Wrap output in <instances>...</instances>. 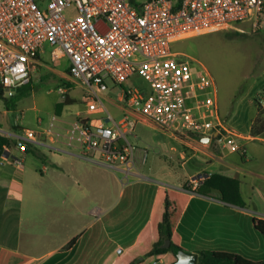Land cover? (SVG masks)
Instances as JSON below:
<instances>
[{
	"label": "crops",
	"instance_id": "obj_1",
	"mask_svg": "<svg viewBox=\"0 0 264 264\" xmlns=\"http://www.w3.org/2000/svg\"><path fill=\"white\" fill-rule=\"evenodd\" d=\"M63 62L66 66L60 72L57 66ZM69 66L67 57L53 63L51 47L46 46L31 67V84L18 88L14 97L30 90L26 96H35L34 109H50L53 117L57 115L52 105L56 107L64 100L47 99V93H41L35 74L40 69L42 82L69 87V104L74 102L70 96L73 88L81 90L83 102V90L71 82ZM54 92L51 88L50 94ZM255 96L264 108V69L249 80L246 92L233 105L230 119L224 122L240 135L244 155L222 149L210 137L185 133L167 136L179 140L178 146L170 144V158L175 159H166L168 165L158 170L167 180H153L142 173L141 166L137 174L142 181L128 187L122 184L123 174L119 177L118 172L85 159L76 124L90 117L88 109L73 127L58 125L56 133L36 130V142H21L20 131L28 128L11 120L9 114L22 112V97L14 101V97L5 96L8 104L3 100L0 135L10 145L6 147L9 153L0 159V264H103L135 244L149 222L159 187L189 196L176 226L187 252L212 249L264 259V236L254 227V219H264V133L251 132ZM220 107L226 113L227 106L221 103ZM54 120L63 122L58 116ZM17 153L36 159H21L23 166L19 168L12 159H20ZM214 175L236 180L240 197L227 183L223 187L230 202L221 191L207 186L206 181ZM91 196L97 200L89 203Z\"/></svg>",
	"mask_w": 264,
	"mask_h": 264
},
{
	"label": "built area",
	"instance_id": "obj_2",
	"mask_svg": "<svg viewBox=\"0 0 264 264\" xmlns=\"http://www.w3.org/2000/svg\"><path fill=\"white\" fill-rule=\"evenodd\" d=\"M243 24H264V0H0V87L12 98L30 85L31 67L47 45L53 63L67 57L90 116L76 124L84 157L123 174L128 187L142 181L137 163L148 158L129 139L140 122L170 135L214 138L222 149L245 154L240 135L220 116L215 78L201 61L175 51L179 42ZM135 75L145 85L134 84ZM68 89L61 88L63 96ZM37 139L36 131L22 129L18 140Z\"/></svg>",
	"mask_w": 264,
	"mask_h": 264
},
{
	"label": "rangeland",
	"instance_id": "obj_3",
	"mask_svg": "<svg viewBox=\"0 0 264 264\" xmlns=\"http://www.w3.org/2000/svg\"><path fill=\"white\" fill-rule=\"evenodd\" d=\"M47 47L50 49L49 45H47ZM175 51L197 59L207 67L215 78L219 92L220 106L221 98L225 97L230 88H235L238 83L243 81H249L252 78V74L261 68L264 62V24L258 28H253L249 24H243L236 29L185 40L175 45ZM46 58L49 59V54L46 55ZM65 66V62L57 66L58 71H64ZM35 74L37 85L39 89L41 88V93H47V99L50 97H54L55 100H58V98L61 100L66 99V94L63 96L61 93L62 87L59 88L56 83L53 84L45 80L42 82L40 80V77L43 75L42 70H36ZM131 81L134 84H138L143 82V79L139 75H135L132 77ZM143 85H145L144 82ZM51 88L55 91L54 94H50ZM110 94L119 98L122 92L120 89L110 85ZM70 96L74 99L73 103L60 104L58 106L56 104V107L52 105V107L57 108L55 109L57 114L55 117H53V112L50 109L43 108V111L39 108L34 109L36 103L35 96L33 95L30 97H22L20 103L22 112L9 114V117L11 120L16 119V122L20 123L23 128L33 129L35 131L51 129L56 133V126L73 127L75 124L74 122H76L82 114L87 113V105L80 99L81 90L79 88H73ZM51 101L52 99L49 100L50 103ZM48 105L49 104H47V107ZM107 106L112 114L117 115L115 108L111 104H107ZM3 111L4 102L0 99V113ZM57 116L63 122L54 120ZM8 123L10 122L8 121ZM135 135L137 136L136 138L129 137L130 141L136 144L141 150H148L146 164L141 165L140 161L137 163L139 168L144 166L142 173L145 175L148 174L149 177L156 181L167 180L159 174L158 170L163 165H168L166 159H175L173 157L170 158V147L171 145L178 146L179 140L167 138V136H171L169 133L145 122L137 124ZM140 153L141 152H138V155ZM16 156L20 159L25 158L28 162L31 159H36L31 154L25 157L17 153ZM178 166L179 164H177V167ZM117 175L122 177L120 172H118ZM92 200L95 201L97 198L94 196L89 197V203Z\"/></svg>",
	"mask_w": 264,
	"mask_h": 264
},
{
	"label": "trees",
	"instance_id": "obj_4",
	"mask_svg": "<svg viewBox=\"0 0 264 264\" xmlns=\"http://www.w3.org/2000/svg\"><path fill=\"white\" fill-rule=\"evenodd\" d=\"M263 69L264 62L261 68L252 74L251 77H256ZM248 82L243 81L238 83L235 88H230L226 94L227 96L225 95V97H222L223 99L221 98V103L227 106L226 113H222L220 110V116L224 122L230 119L233 112V105L246 92ZM29 92L30 90L24 93H17L14 101L26 96ZM65 98L62 104H69L67 96ZM0 99L4 100L6 105L8 104L1 87ZM253 99L256 117L253 121L251 132L254 135H259L264 133V108L256 96ZM79 121L83 122L82 119ZM9 145V140L5 136L0 135V159L5 153V148ZM28 145L30 149L32 145ZM225 183L233 187L234 194L239 198L240 193L237 181L234 179L214 175L205 184L210 188L221 191L224 199L230 202L231 200L226 195V190L223 187ZM188 202L189 196L187 194L172 188L159 187L154 195L149 222L138 235L135 244L119 255L113 254L103 264H153L155 262L159 264H174L177 261L178 251L184 249L181 245L180 237L176 232V226ZM254 227L257 232L264 236V219H254ZM168 240L170 241V246L165 248L164 245ZM197 253L199 254L198 264H264V259L253 260L234 252L202 249L197 251Z\"/></svg>",
	"mask_w": 264,
	"mask_h": 264
},
{
	"label": "water",
	"instance_id": "obj_5",
	"mask_svg": "<svg viewBox=\"0 0 264 264\" xmlns=\"http://www.w3.org/2000/svg\"><path fill=\"white\" fill-rule=\"evenodd\" d=\"M170 246V241L168 240L164 245L165 248ZM199 254L189 253L185 249L179 250L177 253V261L174 264H198Z\"/></svg>",
	"mask_w": 264,
	"mask_h": 264
}]
</instances>
